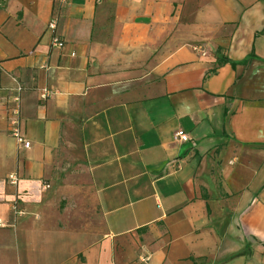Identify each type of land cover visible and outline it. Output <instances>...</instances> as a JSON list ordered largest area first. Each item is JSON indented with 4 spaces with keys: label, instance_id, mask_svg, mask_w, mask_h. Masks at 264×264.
<instances>
[{
    "label": "crops",
    "instance_id": "obj_1",
    "mask_svg": "<svg viewBox=\"0 0 264 264\" xmlns=\"http://www.w3.org/2000/svg\"><path fill=\"white\" fill-rule=\"evenodd\" d=\"M0 264H264V0H0Z\"/></svg>",
    "mask_w": 264,
    "mask_h": 264
},
{
    "label": "built area",
    "instance_id": "obj_2",
    "mask_svg": "<svg viewBox=\"0 0 264 264\" xmlns=\"http://www.w3.org/2000/svg\"><path fill=\"white\" fill-rule=\"evenodd\" d=\"M55 23H56V19L52 18L49 23H48V28L53 29L55 27ZM63 42L57 37V36H53L52 38V45L55 46H62ZM43 97L46 96V94H42ZM15 114H18V109H15L13 111ZM12 126H11V130L10 133L13 135V137L16 139L17 143L21 146H23L24 148H28L30 146V141L28 139H26L22 133L20 132L19 126H18V120L15 118L12 122ZM179 140L181 141H188L189 137L186 133L182 132V131H177L175 134ZM9 179L12 182H15L16 178L14 175H10Z\"/></svg>",
    "mask_w": 264,
    "mask_h": 264
},
{
    "label": "trees",
    "instance_id": "obj_3",
    "mask_svg": "<svg viewBox=\"0 0 264 264\" xmlns=\"http://www.w3.org/2000/svg\"><path fill=\"white\" fill-rule=\"evenodd\" d=\"M254 54L253 53H250L249 55H247L245 58H243L242 60H240L239 62H234L232 61L231 64L232 65H235L236 63H240V64H247L248 61L252 58H254ZM227 58H220L218 59V63L221 64V63H224V62H227Z\"/></svg>",
    "mask_w": 264,
    "mask_h": 264
}]
</instances>
